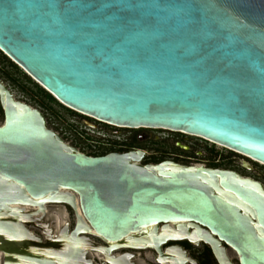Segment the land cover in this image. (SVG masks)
Returning <instances> with one entry per match:
<instances>
[{
	"label": "water",
	"instance_id": "95a60500",
	"mask_svg": "<svg viewBox=\"0 0 264 264\" xmlns=\"http://www.w3.org/2000/svg\"><path fill=\"white\" fill-rule=\"evenodd\" d=\"M13 2L11 12L0 3V52L64 108L110 127L198 137L264 165V0H76L71 17L69 0L43 10L30 7L41 0ZM0 105V264H80L91 238L109 264L121 248L162 261V245L181 238L170 225L194 228L220 264H232L221 243L240 264H264L261 183L143 166L141 152L90 157L1 82ZM46 205L69 207L75 222L43 241L23 207Z\"/></svg>",
	"mask_w": 264,
	"mask_h": 264
},
{
	"label": "rangeland",
	"instance_id": "374dc122",
	"mask_svg": "<svg viewBox=\"0 0 264 264\" xmlns=\"http://www.w3.org/2000/svg\"><path fill=\"white\" fill-rule=\"evenodd\" d=\"M0 82L3 83L13 94L15 101L26 104L33 109L40 111L46 120L49 130L55 132L63 142L70 148L76 149L80 153L92 155L93 153H101L106 144L111 129H105L104 125L98 123L97 129H89L85 123L89 122L97 124L91 119L76 114L57 102H49V100L39 92L41 86L30 78L25 72L9 58L0 52ZM42 89V88H41ZM2 117L0 113V124ZM150 135L159 138L155 143L143 144L142 147L148 148L149 154H155L148 157V163L153 159L163 157L168 159L170 155L178 156V164L184 166H217L220 169H226L238 173L242 177L250 178L261 183L264 186V167L256 164L249 159L231 152L230 150L213 145L210 142L201 140L200 138L182 135L179 133L149 130L146 131ZM189 148L188 151L178 149L174 143ZM162 158H159L161 160ZM251 167V169H247ZM68 213V222L70 228L73 227L75 217L69 209H65ZM28 230L41 240H45L43 234L29 227ZM94 242L96 239L91 238ZM21 259L31 260L27 256ZM140 264H148L143 260V256L138 258Z\"/></svg>",
	"mask_w": 264,
	"mask_h": 264
},
{
	"label": "flooded vegetation",
	"instance_id": "af4514ba",
	"mask_svg": "<svg viewBox=\"0 0 264 264\" xmlns=\"http://www.w3.org/2000/svg\"><path fill=\"white\" fill-rule=\"evenodd\" d=\"M0 113H1L2 122H3L4 115H3V109L1 105H0ZM97 125L99 124L97 123L95 125V130L97 129ZM103 127H105V129L112 130L111 134L108 135L109 138L106 139V144L104 145L101 144V146L103 147V151L101 153H93L92 155H88L86 153H83V154H86L87 156H90V157H101V156H105L109 154H128V153H133V152L134 153L141 152L144 154V157L141 162V165L143 166H146V165L155 166V165H159L164 162H171L173 164H176L182 167H203L205 169L230 171L226 169H220L217 166H212V167L184 166V165L177 163L179 161L177 160L178 156L176 155H170L173 157H170L168 159L159 157L162 159L161 160H159V158L153 159L150 163H148V160H150L148 157L154 156L156 155V153L149 154L148 148L142 147V145L148 144V143H155L159 139L146 132L151 129H145V128L126 129V128L110 127L107 125H104ZM159 131H164V130H159ZM174 145L178 149H181L184 151L189 150V148L181 145V143L175 142ZM213 145L215 146L216 144H213ZM66 208L69 209L73 215H75L74 212L69 207H65V209ZM162 229H163V226L160 225L158 229L159 232H161ZM169 229H173L174 231H176L181 238L177 241H169L166 244L162 245L161 249H162V253L164 257L162 261L161 260L159 261V256L153 249L121 248L115 251L114 253H112L114 264H136V262H138V258L142 256H143V260L146 261L148 264H220L216 255L211 249V247L205 244L204 242L199 241L197 236L193 234L196 231L194 228L184 227L183 229H179L177 227L172 226V227H169ZM93 239H96L98 241L97 243L102 245L103 247L106 246L105 243H103L100 239H97V238H93ZM220 249L223 252L222 253L223 256L227 260H229L230 263L240 264L237 254L234 252L231 246L225 243H221ZM84 258L81 260L80 264H101L102 263V261L99 259H92L91 261V259L88 258L85 261ZM103 262L104 264H109L108 262H105V260H103Z\"/></svg>",
	"mask_w": 264,
	"mask_h": 264
},
{
	"label": "bare ground",
	"instance_id": "6f19581e",
	"mask_svg": "<svg viewBox=\"0 0 264 264\" xmlns=\"http://www.w3.org/2000/svg\"><path fill=\"white\" fill-rule=\"evenodd\" d=\"M218 146L220 148L222 147L220 145ZM258 164L264 166L263 164L259 162ZM75 208H76V214L79 215L80 211H79L78 206H76ZM23 209H24L23 210L24 212L31 213L30 217L26 218L27 225L31 228H34L40 231L43 234V236L49 237L50 239L52 238L57 239L60 235L63 236L62 235L64 234L62 233L63 230L69 226L68 215H67V212L65 211L64 206L56 207V206L46 205L45 210L43 212L39 211L37 208L23 207ZM172 226L173 225H170L169 227H172ZM92 234L94 233L92 232ZM91 242L97 249L95 248V250L93 249V250L88 251L87 255H85V258H84L85 261L88 258L91 259V261L92 259H99L103 261L104 257L107 256V254L105 253V250L103 249V246L94 242L92 239H91ZM111 245L113 244L111 243ZM136 264H140V263L136 262Z\"/></svg>",
	"mask_w": 264,
	"mask_h": 264
},
{
	"label": "snow or ice",
	"instance_id": "6c2138e0",
	"mask_svg": "<svg viewBox=\"0 0 264 264\" xmlns=\"http://www.w3.org/2000/svg\"><path fill=\"white\" fill-rule=\"evenodd\" d=\"M0 3H3L6 10H8L9 12L18 7V5H16L13 0H0ZM50 6L51 5L46 3V0H41V2L33 4L30 7L34 10H43L44 8ZM78 7H80V5L76 3V0H69V2L65 6V11L68 16L71 17Z\"/></svg>",
	"mask_w": 264,
	"mask_h": 264
},
{
	"label": "trees",
	"instance_id": "16d2710c",
	"mask_svg": "<svg viewBox=\"0 0 264 264\" xmlns=\"http://www.w3.org/2000/svg\"><path fill=\"white\" fill-rule=\"evenodd\" d=\"M38 90L42 95H44L49 100V102H53V103L56 102V100L52 96H50L48 93H46L43 89L39 88Z\"/></svg>",
	"mask_w": 264,
	"mask_h": 264
},
{
	"label": "built area",
	"instance_id": "2783aa9c",
	"mask_svg": "<svg viewBox=\"0 0 264 264\" xmlns=\"http://www.w3.org/2000/svg\"><path fill=\"white\" fill-rule=\"evenodd\" d=\"M86 155V154H85Z\"/></svg>",
	"mask_w": 264,
	"mask_h": 264
}]
</instances>
